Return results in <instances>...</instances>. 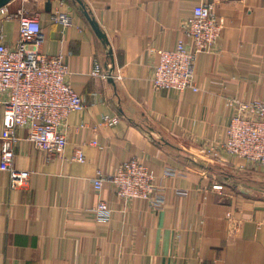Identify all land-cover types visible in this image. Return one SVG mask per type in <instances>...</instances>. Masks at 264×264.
Here are the masks:
<instances>
[{"label": "crops", "instance_id": "0c3cea01", "mask_svg": "<svg viewBox=\"0 0 264 264\" xmlns=\"http://www.w3.org/2000/svg\"><path fill=\"white\" fill-rule=\"evenodd\" d=\"M82 1L109 46L77 0H11L0 8L8 46L19 38L18 20L9 15L38 14L40 50L66 55L68 80L84 101L66 120L61 154L40 150L20 131L15 166L32 175L14 187L0 170V264H264V192L236 180L237 170H249L239 168L243 159L209 151L226 140L235 114L229 98L264 99V0ZM200 2L213 6L224 27L195 64L199 91L155 90L158 51L185 37ZM58 14L69 24L55 21ZM95 62L106 78L92 75ZM106 113L121 116L120 123L101 124ZM78 147L83 163L74 160ZM135 157L155 175L151 199L123 200L110 181ZM97 170L105 177L101 190L92 183ZM101 200L113 209L108 223L91 213Z\"/></svg>", "mask_w": 264, "mask_h": 264}, {"label": "built area", "instance_id": "2783aa9c", "mask_svg": "<svg viewBox=\"0 0 264 264\" xmlns=\"http://www.w3.org/2000/svg\"><path fill=\"white\" fill-rule=\"evenodd\" d=\"M9 18H17L19 38L14 46L3 41L0 28V108L3 128L0 134V170L10 174L14 187H22L30 179L32 171L15 166V147L21 140L20 131L27 130L26 139L40 150L61 154L68 138L65 132L66 120L75 111L84 109L82 96L68 80L69 71L62 52L43 53V30L38 14L19 10ZM55 21L69 24L63 14L54 15ZM224 27V18L218 16L211 4L200 2L193 7L185 37L171 50H159V62L151 78L155 90L183 92L199 91L195 80V64L203 53L213 51ZM93 76L106 78L100 62H95ZM228 105L235 114L226 129V140L214 144L209 151L218 156L222 148L226 153L241 158L245 164L240 169L264 172V99L242 101L229 98ZM121 116L103 114L101 124L115 127ZM81 124L80 127H84ZM88 144L97 145L96 139ZM74 160L85 162L82 147H78ZM167 170V174H174ZM105 181L102 170H97L92 183L96 190L103 188ZM116 195L123 200L151 199L157 190L152 170L140 159L123 162L110 176ZM215 189L223 185L215 184ZM185 194L186 192H181ZM99 223L112 219L113 209L101 200L91 212ZM208 264V263H203Z\"/></svg>", "mask_w": 264, "mask_h": 264}, {"label": "rangeland", "instance_id": "374dc122", "mask_svg": "<svg viewBox=\"0 0 264 264\" xmlns=\"http://www.w3.org/2000/svg\"><path fill=\"white\" fill-rule=\"evenodd\" d=\"M236 173H238L236 174L237 181L241 180L242 182L244 181L246 183H249V187H251L257 193L264 192V180L260 177L264 175L259 174L258 171H255L253 169H249L245 172L237 170ZM253 177H256V179H254Z\"/></svg>", "mask_w": 264, "mask_h": 264}, {"label": "water", "instance_id": "95a60500", "mask_svg": "<svg viewBox=\"0 0 264 264\" xmlns=\"http://www.w3.org/2000/svg\"><path fill=\"white\" fill-rule=\"evenodd\" d=\"M11 0H0V8H2L3 6H5L8 2H10ZM79 2V4L82 6L83 8V12L87 18V20L89 21L90 25L92 26L93 30L95 31V33L97 34V36L102 40V42L109 46L110 42L109 39L106 35V33L102 30V28L100 27L99 23L95 20V18L90 14V12L88 11L87 7L85 6L84 2L82 0H77ZM109 53L112 54V49H109ZM113 81V80H111Z\"/></svg>", "mask_w": 264, "mask_h": 264}]
</instances>
